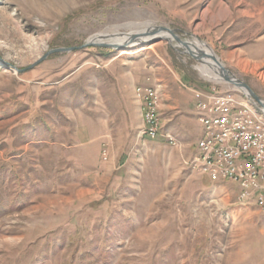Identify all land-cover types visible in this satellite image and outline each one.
<instances>
[{"label":"rangeland","instance_id":"obj_1","mask_svg":"<svg viewBox=\"0 0 264 264\" xmlns=\"http://www.w3.org/2000/svg\"><path fill=\"white\" fill-rule=\"evenodd\" d=\"M225 1L264 19V0ZM207 2L0 0V264H264V211L185 163L200 136L198 91L233 85L204 76L161 32L39 61L96 34L161 26L225 67L201 26ZM146 83L161 95L155 139L141 133L134 96Z\"/></svg>","mask_w":264,"mask_h":264},{"label":"built area","instance_id":"obj_2","mask_svg":"<svg viewBox=\"0 0 264 264\" xmlns=\"http://www.w3.org/2000/svg\"><path fill=\"white\" fill-rule=\"evenodd\" d=\"M198 93L195 114L200 136L195 153L185 163L213 182L232 183L240 205L253 204L264 211V109L235 88ZM134 96L139 103L141 133L155 139L162 129L160 91L151 83L140 84ZM165 136L172 147L177 144L170 133Z\"/></svg>","mask_w":264,"mask_h":264},{"label":"crops","instance_id":"obj_3","mask_svg":"<svg viewBox=\"0 0 264 264\" xmlns=\"http://www.w3.org/2000/svg\"><path fill=\"white\" fill-rule=\"evenodd\" d=\"M202 11L201 26L225 67L246 83L258 81L264 88V19L232 10L225 0H208Z\"/></svg>","mask_w":264,"mask_h":264},{"label":"water","instance_id":"obj_4","mask_svg":"<svg viewBox=\"0 0 264 264\" xmlns=\"http://www.w3.org/2000/svg\"><path fill=\"white\" fill-rule=\"evenodd\" d=\"M167 32L168 34L171 35L172 39L175 40L178 45L184 47V51H181L183 53L189 54L191 57L196 59L199 62H203V59L205 57H209L207 53H205L202 50H199L197 53L192 49L191 47L193 46L192 43L188 41L182 40L176 33L175 30L169 29L166 27H161V26H151L147 27L141 31H136V32H119L121 35H126L127 38L121 42H114V41H107L108 33L106 34H100L98 35L99 40L96 39H87L82 45L76 46V47H59L55 49L49 50L45 55H43L39 61L45 59L48 54L54 53V52H65V51H73L79 48L83 47H88V46H100V47H108V48H113L117 50H122L123 48L131 45V44H142L147 41H150L151 39H155L157 37H160L157 35L158 32ZM161 38V37H160ZM191 46V47H190ZM213 61L219 65L221 69V77L224 82H227L231 85H233L236 89L244 93V95L251 101L258 103L263 109H264V100H262L258 95L254 93V91L250 88V86L236 77L229 69L224 67L221 62L217 59V57L212 54L210 56Z\"/></svg>","mask_w":264,"mask_h":264},{"label":"bare ground","instance_id":"obj_5","mask_svg":"<svg viewBox=\"0 0 264 264\" xmlns=\"http://www.w3.org/2000/svg\"><path fill=\"white\" fill-rule=\"evenodd\" d=\"M160 33V32H158ZM157 33V34H158ZM100 34H106V33H100ZM100 34H96L94 36H92L90 39H96L99 40L98 35ZM160 35H162V38L170 41L172 40V37H167V32L161 31ZM170 35V34H169ZM171 36V35H170ZM107 41H114V42H121L123 40H125L127 38L126 35H121L119 32L117 33H113V34H108L107 37ZM204 45H202L201 43H195L193 44V46L191 47L192 49H194V51L197 53L199 50L204 51L205 53H207L208 55H212V51L210 49L207 48H203ZM205 57L203 59V62L198 68L200 70V72L206 76L207 78H211V79H215V80H222L221 77V69L219 67V65H217L213 59L211 57Z\"/></svg>","mask_w":264,"mask_h":264}]
</instances>
